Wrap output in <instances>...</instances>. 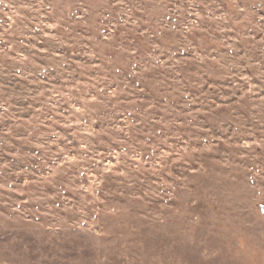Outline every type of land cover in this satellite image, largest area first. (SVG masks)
Listing matches in <instances>:
<instances>
[{
	"label": "rangeland",
	"instance_id": "374dc122",
	"mask_svg": "<svg viewBox=\"0 0 264 264\" xmlns=\"http://www.w3.org/2000/svg\"><path fill=\"white\" fill-rule=\"evenodd\" d=\"M0 263L264 264V0H0Z\"/></svg>",
	"mask_w": 264,
	"mask_h": 264
},
{
	"label": "crops",
	"instance_id": "0c3cea01",
	"mask_svg": "<svg viewBox=\"0 0 264 264\" xmlns=\"http://www.w3.org/2000/svg\"><path fill=\"white\" fill-rule=\"evenodd\" d=\"M0 264H8V263H0Z\"/></svg>",
	"mask_w": 264,
	"mask_h": 264
}]
</instances>
